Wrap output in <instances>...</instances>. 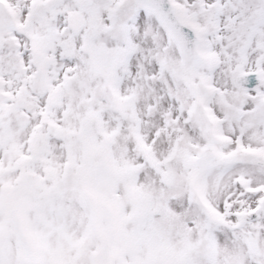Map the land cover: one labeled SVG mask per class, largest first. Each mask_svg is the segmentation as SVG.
<instances>
[{
    "label": "snow or ice",
    "instance_id": "obj_1",
    "mask_svg": "<svg viewBox=\"0 0 264 264\" xmlns=\"http://www.w3.org/2000/svg\"><path fill=\"white\" fill-rule=\"evenodd\" d=\"M0 264H264V0H0Z\"/></svg>",
    "mask_w": 264,
    "mask_h": 264
}]
</instances>
